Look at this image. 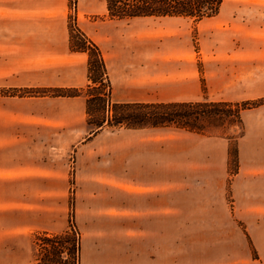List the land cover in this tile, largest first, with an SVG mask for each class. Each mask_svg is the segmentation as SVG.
I'll return each mask as SVG.
<instances>
[{
    "label": "rangeland",
    "instance_id": "rangeland-1",
    "mask_svg": "<svg viewBox=\"0 0 264 264\" xmlns=\"http://www.w3.org/2000/svg\"><path fill=\"white\" fill-rule=\"evenodd\" d=\"M102 1L68 0V47L71 54L84 58L83 70L75 56L49 64L39 52L47 45L36 31L37 23L0 18V95L49 100L79 96L63 106L67 116L61 118L62 135L52 136L67 145V165L76 171L81 144L94 139L85 147L83 163L119 171L125 166L130 177H65L67 201L61 200L62 207L58 202L56 209L61 223L31 222L20 228L26 235L19 245L5 236L0 253L29 256L31 264H264V96L229 102L222 108L228 115L205 120L201 131L174 125H114L115 114L139 107L122 108L110 100L108 72L102 66L115 68L114 62L120 61L126 72L139 75L147 68L163 74L153 80H170V73L179 69L176 49H184L186 55L190 51L189 57L198 61L220 43L225 47L234 37L252 36L257 24L252 21L257 19H239L237 11L241 15L243 7L225 4L202 18L118 19ZM175 1L138 0L131 9L166 13L176 9ZM114 5L115 1L111 7L118 8ZM223 13L232 22L226 25ZM53 24L44 22V29ZM33 29L29 39L26 34ZM197 64L201 72L202 63ZM46 81L79 85L37 84ZM167 92L172 91L165 89L160 97H168ZM199 95L197 91L195 98ZM156 145L164 150L159 162L163 177H138L140 152L145 163L152 164L154 157L145 153H153ZM9 192L5 189L0 213L5 235L15 215L7 209Z\"/></svg>",
    "mask_w": 264,
    "mask_h": 264
},
{
    "label": "crops",
    "instance_id": "crops-1",
    "mask_svg": "<svg viewBox=\"0 0 264 264\" xmlns=\"http://www.w3.org/2000/svg\"><path fill=\"white\" fill-rule=\"evenodd\" d=\"M101 4L102 6L105 4L103 7L106 9V1H102ZM224 4L225 6H242L241 15L237 11V15L240 16L239 19H257L252 21L253 25L257 22L254 30H251L252 36L244 34L234 37V39H230L233 44L225 47H221L224 43H220L219 47L216 46L207 50L205 57L198 61L189 57L190 51L186 55L181 51L184 49H176L175 51L178 52H175V56L178 57L179 69L172 75L170 73L169 76H173V78L166 81L163 79L153 80L154 75L159 78L163 74L149 72L147 68L141 69L138 75L132 74L130 71L126 72L127 67L124 62L115 61V68H111L107 64L111 99L117 103H166L191 102L203 99L226 102L235 100L238 102V100L244 101L263 97L264 0H223L219 11ZM245 7L247 9H244ZM68 14V0H0V18L11 22L27 21L38 24L36 31L46 39L47 45L45 50H39V52L47 56L49 64H54L53 62L69 56H75L79 58V66L83 70L85 67L84 58L79 53L71 54L68 47ZM223 16L226 25L232 22L227 13H223ZM44 22L54 23V28L44 29ZM35 29L26 34L29 39L33 36ZM108 35L110 34L108 33ZM248 39L251 40V44H243ZM217 54H220L221 58L212 59ZM227 55L230 57L234 55V57L227 58ZM198 62L202 63L201 72L197 67ZM77 81L79 82V80ZM78 82L46 81L37 84L72 87L78 86ZM21 85L23 84L11 83L9 86ZM165 89L172 91L171 94L167 92L168 97H160V92ZM197 91L200 95L195 98ZM152 92L157 93V97L149 96ZM78 98L80 97H53L49 100L47 97L21 98L0 95V213L5 208L3 198L6 189L10 191L8 199H11V206L7 209L15 214L9 228L11 231H8L7 235L4 233L3 224L0 223V246L4 245L5 236H10L7 238H11V241L19 245L20 238L24 240L26 235L20 228H26L31 222L39 220L40 224L50 226L61 223L56 209L58 202L61 203L62 207L64 202L61 200L67 201L65 189H63L66 183L65 177H130V175L128 176V167L125 166L123 171H119L118 167L109 169L104 166L96 167V165L91 166L83 163L85 147L93 144V138V141L81 144L83 149L81 152L83 153H80L79 150L76 171L74 167L67 165L65 157L67 145H63L61 141L52 136L63 133L62 127L65 125L61 118L67 116L63 106L67 103L77 102L75 100ZM145 144L140 143L139 145ZM124 148L129 149L131 147L125 146ZM150 150V152L146 150L145 156L154 157L152 164L151 162L146 164L143 158L144 154L140 152L138 177H163L162 170L159 168L162 165H159V162L164 150L160 146L158 148L157 145L153 153L152 149ZM129 153L132 157L133 155L137 156L132 152ZM87 157L89 158L88 154ZM134 176L131 174V177ZM9 185L11 189L8 188ZM17 215L20 216L19 221L15 219ZM20 258L21 255L16 252L0 253L1 264L5 262L9 264H20L21 262L31 264L29 256L25 259Z\"/></svg>",
    "mask_w": 264,
    "mask_h": 264
},
{
    "label": "trees",
    "instance_id": "trees-1",
    "mask_svg": "<svg viewBox=\"0 0 264 264\" xmlns=\"http://www.w3.org/2000/svg\"><path fill=\"white\" fill-rule=\"evenodd\" d=\"M107 11L112 17L116 18H131V17H141V16H185V17H197L202 18L205 16H211L218 13L220 5L223 0H176V9L174 11H169L166 13L154 14V13H133L132 7L138 0H105ZM115 1V7L112 8L113 2ZM120 6V7H119ZM138 6V5H137ZM198 7V10L195 9ZM139 10V9H137ZM80 35L84 36L83 33ZM84 38V37H83ZM103 55L101 52L99 56ZM100 60V57H99ZM103 62V60H102ZM104 69L108 72L107 64H102ZM95 83V82H94ZM108 88L111 97V85L109 78H107ZM71 96V94L69 95ZM74 96V95H73ZM110 100H112L110 98ZM112 102H114L112 100ZM119 107L130 108L133 106L139 107L137 110L129 109L126 114L118 116L115 114L113 117L116 118L114 125L117 124H127L129 126H139V127H158L161 125H174L176 127L185 128L190 131L203 130L204 123L207 122L211 117H218L227 113L229 110L222 109L228 106L229 102L226 101H210V100H197L191 102H123ZM118 107V106H117ZM211 108V109H210ZM99 123L97 126H100ZM96 126V127H97Z\"/></svg>",
    "mask_w": 264,
    "mask_h": 264
}]
</instances>
